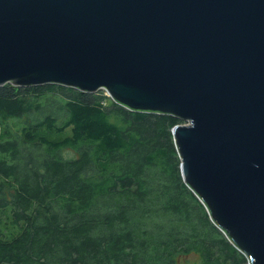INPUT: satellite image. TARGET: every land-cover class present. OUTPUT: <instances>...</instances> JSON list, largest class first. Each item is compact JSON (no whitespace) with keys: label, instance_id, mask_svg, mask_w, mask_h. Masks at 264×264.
I'll return each instance as SVG.
<instances>
[{"label":"water","instance_id":"water-1","mask_svg":"<svg viewBox=\"0 0 264 264\" xmlns=\"http://www.w3.org/2000/svg\"><path fill=\"white\" fill-rule=\"evenodd\" d=\"M169 115L186 185L264 264V0H0V87Z\"/></svg>","mask_w":264,"mask_h":264},{"label":"trees","instance_id":"trees-1","mask_svg":"<svg viewBox=\"0 0 264 264\" xmlns=\"http://www.w3.org/2000/svg\"><path fill=\"white\" fill-rule=\"evenodd\" d=\"M110 99L0 87V264H248L183 179L184 122Z\"/></svg>","mask_w":264,"mask_h":264},{"label":"rangeland","instance_id":"rangeland-1","mask_svg":"<svg viewBox=\"0 0 264 264\" xmlns=\"http://www.w3.org/2000/svg\"><path fill=\"white\" fill-rule=\"evenodd\" d=\"M100 92H101V91H100ZM102 92L105 93L106 96H108L107 93H106V91H102ZM111 101H112V99H110L109 101H106V102H105V105L110 104ZM0 118H1V115H0ZM0 131H1V130H0ZM44 135L48 136V137L51 138V139L59 140V139L64 138L65 136L70 135V131H67L65 134H60V135H59V134H47V133H44ZM65 154H66V155H72L73 152H72V151H65ZM194 261H195V260L190 259V264H192Z\"/></svg>","mask_w":264,"mask_h":264}]
</instances>
